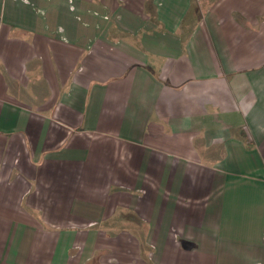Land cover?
Wrapping results in <instances>:
<instances>
[{"label":"crops","instance_id":"1","mask_svg":"<svg viewBox=\"0 0 264 264\" xmlns=\"http://www.w3.org/2000/svg\"><path fill=\"white\" fill-rule=\"evenodd\" d=\"M0 264H264V0H0Z\"/></svg>","mask_w":264,"mask_h":264}]
</instances>
